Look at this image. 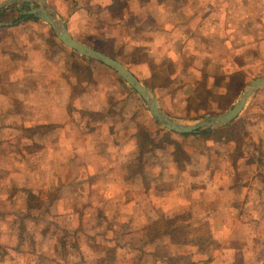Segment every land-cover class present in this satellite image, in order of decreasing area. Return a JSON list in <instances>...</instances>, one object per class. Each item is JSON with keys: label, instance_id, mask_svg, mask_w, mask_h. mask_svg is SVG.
Returning a JSON list of instances; mask_svg holds the SVG:
<instances>
[{"label": "crops", "instance_id": "0c3cea01", "mask_svg": "<svg viewBox=\"0 0 264 264\" xmlns=\"http://www.w3.org/2000/svg\"><path fill=\"white\" fill-rule=\"evenodd\" d=\"M134 1L139 6L137 13L131 12L134 15H128L125 11L119 16H115L112 13L117 7L119 8V5L131 7L132 0H93L90 4H96L97 7H94L89 14H83V17L87 19L88 32L91 28V33H89L91 38L73 33L70 21L72 19L65 20L59 17L65 22L69 33L76 40L110 56L129 69L140 82L154 92L161 109L170 117L176 118L165 110L159 90L147 85L137 72L132 70L131 67L138 62L132 59L131 54L128 55L127 51L133 52L136 48L141 56L143 53L146 60L145 64H138L140 71L156 69V77L163 75L174 80L171 82L170 88H174L181 81L174 73L167 70L170 65L169 61L165 59H159V61L158 57L155 62L153 61V55H150L149 52L153 50L154 43L150 36L154 35V30L143 28L142 32H139L140 39L135 38L134 40L132 36L136 34V30L133 32L132 26L140 27L144 24L143 22L156 15L153 25L157 24L158 30L161 29L160 33L164 31L163 35L168 40L166 44L174 46L177 43L173 41L174 38L178 42H182L183 45L186 44L187 47H190L191 44L201 43V45H195L209 55L211 48H206V44L208 47L211 45L210 39H207L208 21L215 15L211 12L202 13L201 10L191 14L185 13V11L181 13L180 4L189 2V0H155L153 1L155 9H150L147 3L143 4L140 0ZM165 1H168L167 4L171 3L176 6L173 7V12L164 11L167 8L164 5ZM19 13L21 17L24 16L21 11ZM184 14L187 17H184ZM132 17H134V25L129 23ZM161 17H168L172 22L170 24L161 23ZM183 18H185L184 22L180 20ZM4 24L6 25L0 26V132L16 133L17 138L21 139L24 145H34L37 140L41 141L45 166L52 163L53 132L57 133L61 137L58 146L62 149L59 157L60 162L64 160V157L69 156L78 165L86 166L92 176L101 180H115L121 183L120 181H124L121 168L124 169L128 165L136 163L140 164L141 172L135 178L145 183L149 181V178L162 179L166 184L171 183V186L162 190L155 188V194L153 189L148 187V183L135 191L140 197L139 209L143 213V222L139 225L142 229L145 230L151 225L154 226L153 224H159L160 221H163L162 216H165V219L169 221L178 218L181 213L189 212L194 216L193 220L189 219V226H201L197 225L196 221L203 219V226L208 228L211 236L219 235L218 230L221 231V229H224V232L228 234L231 233V236L234 235L233 239L230 238L232 242L229 241L233 245L229 254L234 253L232 257L236 260L238 257L244 259V229L249 226L246 221L250 219L244 218L246 215L244 213L247 212L246 216H249L257 210L264 211V109L259 111L260 114H257V110L252 111L253 105L250 106L254 97L257 98L260 94L264 95L262 93L264 89L259 90L252 97L244 110L245 113L249 112L246 119L251 125H255L258 132H255L257 135L253 136L252 143L244 146L242 151L244 155L239 158L238 162L233 160L232 153L234 151L231 152V148L227 146L231 154L223 155L218 160L219 164H223V170H221L222 167L214 166L216 161L212 157L199 154L196 158L195 156L193 159L190 157L188 167L197 164L198 162L195 160L198 159L206 164L205 170L196 173L188 171L182 177H177L175 173L165 170L168 164L176 166L175 151L172 154L161 155L156 147L160 144L156 140V136H161L163 139L165 136L172 135L171 140L175 139L173 137L175 135L178 138L181 136L162 129L152 119L142 98L115 71L66 47L57 38L51 26L39 19L35 21L20 18L17 24ZM218 28L220 30V25ZM218 36L219 38L226 37L225 30H222ZM94 37L106 38L107 46L101 45V42L100 44L96 43L97 39ZM91 39L95 41L96 45L90 43ZM177 60L173 59L174 62ZM182 65L186 69L192 67L186 63ZM176 90L180 92L182 87L178 85ZM211 90L213 87L209 91ZM220 94L226 96V90ZM137 111H140L139 115H135L134 112ZM142 115L144 120L139 123V117ZM199 119L201 118L193 121ZM143 124L152 134L148 135L149 141L156 147L152 150H148V148L144 153L140 150L142 141L140 133ZM190 138L194 137L184 139ZM250 145L252 146L250 147ZM17 146L21 148L20 145ZM227 149L225 152H228ZM15 162L19 163V159H15ZM235 165L244 171H237ZM248 165L252 166V171H248ZM83 172L84 170L79 169V173L83 174ZM235 178L238 182L234 184ZM179 179L182 182L185 181L183 185L179 183ZM229 180L233 182L230 187H228ZM249 180L251 181L250 186L246 183ZM244 186L249 187L244 188ZM184 187H187V195L190 200L186 202L185 206L181 205L180 201L178 204H173V200L180 197V189ZM132 192L129 188H125V190L123 188L119 190L107 188L100 191L99 194L113 199L114 196H123L124 194L126 196ZM149 196H155V198L149 199ZM162 197L167 199L168 203L164 209L165 204H163ZM230 197L234 199H229ZM130 205L132 204L126 202L125 208ZM103 211L104 207L100 212ZM144 220H146L145 223ZM251 222L254 223L253 219ZM174 223L176 224L175 221H171L168 226L173 228ZM87 233H89L88 236ZM85 235L86 240L80 239L81 264H165L164 257L169 258L168 261L183 257L178 258L177 255L166 257L163 254L158 256L145 253L141 262H137L135 257L130 255L132 259L127 262L126 259L119 258V255L125 253L126 248L112 246L111 241L105 239L102 244L108 242L109 244L104 252L92 249L91 255L85 257L88 248L96 242L99 243L98 237H94L93 233L86 231ZM168 235L169 232L157 233L158 238ZM17 238L20 239L19 236H13L11 240L8 237L0 238L1 246H4L6 252L11 256V261L6 264H15L16 261L21 260V257L24 260L34 261L35 258L31 251H11ZM213 239L215 240V238ZM227 244L229 243L227 242ZM221 250L223 253L229 252L225 248ZM238 252L241 253L238 255ZM204 253V250L197 249L191 254L189 252L183 258L188 257L189 260H193L196 254H201L204 264H212V256L209 257L208 252ZM105 254L107 259H105ZM108 254H111V257H108ZM253 256V259L258 258L257 255ZM158 257L161 259L158 260ZM3 258L0 254V264H4L5 260H1Z\"/></svg>", "mask_w": 264, "mask_h": 264}, {"label": "rangeland", "instance_id": "374dc122", "mask_svg": "<svg viewBox=\"0 0 264 264\" xmlns=\"http://www.w3.org/2000/svg\"><path fill=\"white\" fill-rule=\"evenodd\" d=\"M47 1L57 10L61 18L72 19L70 21L73 33L91 38L89 35L91 28L88 32L87 19L83 17V14H89L94 7H97L96 4H90L93 0ZM140 1L143 4L147 3L150 9H155V4H153L155 0ZM167 2L165 1L164 5L167 8L164 11L173 12L172 9L176 6L171 3L167 4ZM122 5H119L112 15L119 16L125 11L130 15L131 12L135 14L139 11V6L134 0H132L131 7ZM180 6L181 13L185 11V13L191 14L201 10L202 13L211 12L215 15L208 21L207 39H210L211 45L208 47L206 44V48H211L209 55L202 52L201 48L197 46L201 43L191 44L190 47H187L186 44L183 45L182 42H178L174 38L173 41L178 44L176 43L174 46L166 44L168 40L163 35L164 31L160 33L161 29L158 30L157 24L153 25L156 15H153L152 19H147L140 27L132 26L133 32L136 30V34L132 36L134 40L135 38L140 39L139 32H142L143 28L154 30V35L150 36L154 43L153 50L149 53L153 55L154 62L157 60L156 57L158 60L169 61L170 65L167 70L174 73L177 78L179 77L180 84L170 88L171 82L174 80L163 75L156 77L154 68L140 71L138 64H145L146 59L144 54L142 53L141 56L136 48L133 52L127 51V54H131V58L138 62L137 65L131 67L132 70L137 72L147 85L159 90L165 110L172 113L177 119L192 123L206 117L224 114L238 100L241 91L245 90L251 81L264 77V0H189ZM21 7L23 11L30 10L26 5ZM2 11L12 13L15 20L12 22L6 20L7 22L0 23L16 22L15 24H17L20 21L21 16L17 6L7 7ZM183 16L187 17L185 14ZM180 20L184 22L185 18ZM160 22L170 24L172 21L168 17H161ZM129 23L134 25V17ZM219 25L220 30H218ZM221 29L225 30L226 37L219 38L218 34L222 32ZM92 39L91 44L96 45L101 42V45L107 46L106 38L94 37L97 39L96 43ZM173 59L178 60L174 62ZM183 63L192 67L186 69L183 67ZM178 85L182 87L180 92L176 90ZM212 87L213 90L209 91ZM224 90H226V96L220 94L224 93ZM250 106H252V111L257 110V114H260L259 111L264 109V95L260 94L257 98L254 97ZM134 113L139 115L140 111ZM244 113L231 124L212 130L213 134L207 140L184 139L178 138L176 135L173 136L175 139L171 140L172 135L162 137L163 139L161 136H156V140L158 143L160 142L156 147L161 155L172 154L175 151L176 166L168 164L165 170L175 173L177 177H182L188 171L195 173L204 171L206 164L198 159H194L198 162L197 164L188 167L190 157L193 159L199 154L212 157L216 161L214 166L222 167L221 170L224 166L219 164L218 160L223 155L228 156V153L230 155L234 151L232 153L233 160L238 162L239 158L244 155L242 152L244 146L251 144L253 136L257 135L255 132H258L255 125H251L246 119L249 112ZM197 118L201 119L193 121ZM143 120L142 115L139 117V123H142ZM144 124L141 125L140 135L142 138L147 136L149 140L148 135L152 134ZM225 128H228L226 132L218 131ZM60 139L61 137L53 132L52 163L45 166L41 141L37 140L34 145H24V142L22 143L21 139L17 138L16 133L0 132V238L8 237L11 240L13 236H19L20 239L17 238L11 251H31L35 258L34 261H29L21 257V260L16 261L15 264H36V262L37 264H81L80 239L86 240V235H89V233L85 235L86 231L93 233L94 237H98L99 243L96 242L90 246L85 257L91 255L92 249L104 252L109 244V242L102 244L105 239L111 241L112 246L126 248L125 253L119 255V258L126 259L127 262L132 259L130 256H134L137 262H141L145 253L158 256L163 254L166 257L177 255L179 258L180 256L185 257L189 252L191 254L195 250L201 249L205 253L208 252L209 257L212 256V264H264V211L257 210L249 216H246L247 212L244 213L246 214L244 218L250 219L246 221L249 226L244 229L243 254L246 257L244 256L243 260L239 257L238 260L232 257L234 253L229 254L233 246L230 243L232 242L230 238L233 239L234 235L231 236V233L228 234L224 232V229H221V231L218 230L219 235L211 236L208 228L203 226V219L196 221V224L201 226H189V219L193 220L194 218L193 214L189 212L181 213L178 218L169 221L165 219V216H162L163 221L144 230L139 226L143 222V213L139 209L140 197L135 191L148 183V187L152 188L155 194V188L162 190L171 186V183L166 184L162 179L150 178L145 183L135 178L141 172V165L138 163L128 165L124 169L121 168L124 176V181H120L121 183L115 180L97 179L88 172L86 166L78 165L69 156L64 157V160L60 162L59 157L62 150L58 147ZM17 145H20L21 148ZM227 146L231 148V152ZM148 148L149 146L146 145L145 149ZM226 149L228 152H225ZM15 159H19V163H16ZM31 159L32 162H30ZM236 168L237 171H244L237 166ZM79 169L84 170L83 174L79 173ZM247 169L252 171V166L248 165ZM231 181L228 183V187L232 186L233 182L234 184L238 182L236 178L233 182ZM184 182L179 179L181 185ZM246 183L251 185L250 180ZM249 186H244V188ZM107 188L116 190L129 188L133 192L126 196L125 194L114 196L111 199L99 194L100 191ZM245 197L247 198L246 194ZM152 198L154 199L155 196H149V199ZM162 199L165 204L164 209L168 203L167 199L164 197ZM213 199L215 198L213 197ZM229 199L234 198L230 197ZM188 200L190 199L187 195V187H184L180 189V197L174 199L173 204H178L180 201L181 205L185 206ZM126 202L132 205L125 208ZM134 204L136 205L134 206ZM102 207H104V211L100 212ZM102 219L104 220L102 221ZM252 219L254 223L251 222ZM171 221L176 222L172 225L173 228L168 226ZM91 227L96 228L91 229ZM160 232H169V235L158 238L157 233ZM225 241L229 244L226 245ZM0 247V254L4 257L1 260H5L4 264L9 263L11 261L10 254L1 244ZM223 248L229 252L223 253L221 250ZM240 253L238 252V255ZM253 255H257L258 258L253 259ZM202 256L196 254L193 260H189L188 257L186 259L183 257L174 258L171 261L167 260L169 258L164 257V259H166L165 264H204ZM108 257H111V254H108ZM105 259H107L106 254ZM160 259L161 257H158V260Z\"/></svg>", "mask_w": 264, "mask_h": 264}, {"label": "water", "instance_id": "95a60500", "mask_svg": "<svg viewBox=\"0 0 264 264\" xmlns=\"http://www.w3.org/2000/svg\"><path fill=\"white\" fill-rule=\"evenodd\" d=\"M28 6L29 11H23L21 6ZM17 6L25 16L35 18L49 24L57 38L69 49L79 55L98 61L115 71L129 87H131L145 102L152 119L164 130L177 134H199L227 126L235 121L246 109L252 97L264 89V77L257 78L248 84L239 99L224 114L206 117L196 122H185L167 115L160 107L154 92L146 87L140 80L119 61L99 52L84 43L76 40L68 31L65 22L59 17L57 11L45 0H3L0 2V12L7 8ZM6 24L0 23V26Z\"/></svg>", "mask_w": 264, "mask_h": 264}, {"label": "trees", "instance_id": "16d2710c", "mask_svg": "<svg viewBox=\"0 0 264 264\" xmlns=\"http://www.w3.org/2000/svg\"><path fill=\"white\" fill-rule=\"evenodd\" d=\"M21 18H23V20H35V21L38 20L34 16H25L24 15ZM6 20H9V22H12V20H15V18H14L12 13H6V11H1V13H0V22H7ZM15 23H13V24H15ZM227 130H228V128L221 129V130H218V131L219 132L220 131H225L226 132ZM161 131H164V130H161ZM169 133H172V132H169ZM212 134L213 133H211V131H205V132H202V133H199V134H178V135H180L181 137H184V138L194 137V138H197V139L201 138V139L207 140ZM143 138L141 137L142 141H141V146H140V150H141L142 153H144V151L147 150L144 147L146 145L149 146L148 150H152L153 148H156L155 145L151 141L148 140L147 136H144Z\"/></svg>", "mask_w": 264, "mask_h": 264}]
</instances>
